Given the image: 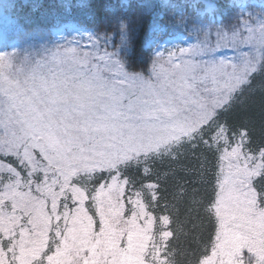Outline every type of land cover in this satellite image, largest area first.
Here are the masks:
<instances>
[{
    "label": "snow or ice",
    "instance_id": "1",
    "mask_svg": "<svg viewBox=\"0 0 264 264\" xmlns=\"http://www.w3.org/2000/svg\"><path fill=\"white\" fill-rule=\"evenodd\" d=\"M179 8L150 24L146 59H133L130 17L0 53V264H176L175 204L127 173L150 177L197 142L219 164L215 234L195 264H264V146L252 149L254 129L228 118L264 73V14L225 20L214 0ZM173 33L198 42L161 50Z\"/></svg>",
    "mask_w": 264,
    "mask_h": 264
},
{
    "label": "trees",
    "instance_id": "2",
    "mask_svg": "<svg viewBox=\"0 0 264 264\" xmlns=\"http://www.w3.org/2000/svg\"><path fill=\"white\" fill-rule=\"evenodd\" d=\"M140 1L133 2L127 7L113 3V0H87L83 5L76 6L72 2L69 7H65L59 0H40L35 4L18 2L13 10L5 11V14H11V23L17 26L14 33H18V37L22 38L23 47L28 40L52 44L51 29L56 23L71 22L103 32L109 21L117 17H130L133 21H140L134 39L133 59L141 54L146 59L149 52L144 51V46L148 39L149 26L154 19L159 18L158 11L163 9V2ZM183 4L181 0H171L166 10H170L172 5H175L174 9H179ZM173 12L177 13L178 10ZM173 12L165 14L164 22L173 16ZM221 12L223 19L233 22L239 16L235 15L234 11L224 8ZM228 118L234 125L246 123L254 129L253 143L250 145L252 149L264 146V73L255 75L252 86L245 89L234 110L228 114ZM205 139H208L207 135ZM218 155L215 148L209 150L202 143L197 142L195 147L186 144L179 150L176 159H166L151 166L153 174L150 177L146 178L142 170L132 169L127 173L136 178L137 188L140 182L158 183L161 189L158 196L164 197L160 200L161 205L166 202L175 204L172 213L174 223L171 226L175 234L170 238V243L176 252V264H195L196 259L206 250L210 251V241L214 237L215 226L207 208L214 198ZM181 192L184 193L182 197L179 195Z\"/></svg>",
    "mask_w": 264,
    "mask_h": 264
},
{
    "label": "rangeland",
    "instance_id": "3",
    "mask_svg": "<svg viewBox=\"0 0 264 264\" xmlns=\"http://www.w3.org/2000/svg\"><path fill=\"white\" fill-rule=\"evenodd\" d=\"M17 1L18 0H0V53H11L15 51L21 54L35 53L42 51L45 48H52L57 45L64 44L69 39L79 40L83 36L84 32L89 31L74 24H61L54 27L51 32L53 39L52 44L42 43V41L35 43L28 40L25 41L26 45L23 47L24 45H22V38L18 37V33H14V30L17 29L16 24L11 23V18L3 13V9H6L7 7L8 9L9 7L13 9L14 6L12 5H14ZM129 1L130 0H122V2L125 4H127ZM183 2H186V0ZM214 2L217 4L219 10L221 7L229 11L235 10V15H239V13H237L238 9L239 12H243L245 17L248 15V13H253L254 17L264 14V0H214ZM186 11L187 10H185V12ZM11 39H13V41ZM81 43H83V40H81ZM161 43L163 45L161 50L164 48L174 49L176 45H179L180 47H188L189 45L197 43V37L182 34L177 36L169 35L167 39L161 41ZM229 55H231V53H229ZM165 67H167V64H165ZM96 183L97 182L94 181L89 186L93 187L96 185ZM128 194L130 193L126 192V196ZM88 207L91 210L90 203L88 204Z\"/></svg>",
    "mask_w": 264,
    "mask_h": 264
}]
</instances>
